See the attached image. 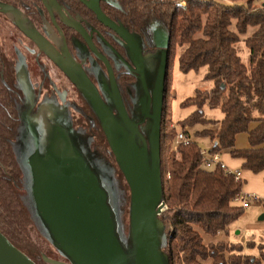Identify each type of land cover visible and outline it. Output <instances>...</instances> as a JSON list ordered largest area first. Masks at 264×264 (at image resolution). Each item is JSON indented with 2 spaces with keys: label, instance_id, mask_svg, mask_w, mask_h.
Returning <instances> with one entry per match:
<instances>
[{
  "label": "trees",
  "instance_id": "obj_1",
  "mask_svg": "<svg viewBox=\"0 0 264 264\" xmlns=\"http://www.w3.org/2000/svg\"><path fill=\"white\" fill-rule=\"evenodd\" d=\"M0 1L21 11H31L30 14L36 16L29 0ZM57 1L72 15L83 16L104 34V26L78 0ZM111 1V4L101 3L102 12L128 32L138 35L145 48L144 32L154 22L163 24L169 37L160 138L162 203L167 207L166 217L160 221L164 234L162 250L167 264L263 263L264 250L253 242L248 241L245 248H256V258L243 255L244 246L240 244H204L201 233L210 237L225 233L243 215V208L234 202L243 183L220 167L201 168L202 148L185 128L196 125L216 127L196 131L193 136L209 139L210 154L227 153L231 158L241 160L244 171L256 175L264 170V5L254 10L256 0H229V4L217 0ZM30 14L27 15L32 17ZM233 22L235 31L230 30ZM248 28L253 31L244 40L245 64L236 46ZM198 33L201 37L195 38ZM177 47H185L178 56V69L188 73L207 67L205 80L213 82V88L196 90L193 97L180 103L181 107L195 106L196 110L180 122L189 143L179 144L173 150L177 130L175 127L168 129L165 114L175 98L170 97L169 90ZM136 80L130 74H121L117 80L118 94L129 118L134 112ZM9 99L0 62V233L32 262L40 264V252L29 240L30 218L15 188L21 171L12 148L17 119ZM204 106L219 109L223 118L219 121L205 118ZM97 122L102 131L98 119ZM89 125L94 128V121ZM240 134L247 135L249 147L237 150L234 144Z\"/></svg>",
  "mask_w": 264,
  "mask_h": 264
},
{
  "label": "rangeland",
  "instance_id": "obj_2",
  "mask_svg": "<svg viewBox=\"0 0 264 264\" xmlns=\"http://www.w3.org/2000/svg\"><path fill=\"white\" fill-rule=\"evenodd\" d=\"M217 1L226 4L231 3L229 0ZM263 5L264 1L256 0L253 8L258 10ZM9 28L10 26H7V24L0 25L2 36L0 39V56L5 55L11 58L14 57V53L18 54L19 63L22 65L19 68V73L23 70L26 75V82L21 81L20 84L21 87L25 88L27 100L32 98L30 88L35 82V75H37L40 61L45 63V67L48 68L52 84L58 86L60 90L63 89V93L67 94L66 98L68 100L76 98V95L72 92H74V88L78 87L75 83H73L72 87L66 81L63 77V73L64 75L66 73L60 66L49 55V61L45 57L37 55L39 48L37 41L31 38L34 46L30 48L29 44L20 43V40L16 39L18 36L13 37ZM230 30L235 31L234 22ZM252 31L253 28H248L247 32L240 36V42L236 46L238 55L245 64L247 63V49L244 45V40L251 35ZM200 37V33L195 36V38ZM49 41L50 43L52 42L51 40ZM184 48L177 47L176 49L171 70V90H169L171 91L170 97L172 98L173 96L175 98L170 105V109H167L165 114V123H167L168 129L175 127L177 135L183 133L180 122L196 110L195 106L181 107L180 103L187 98L193 97L196 90L209 91L213 88V82L205 80L207 67H201L197 71L188 73H183L178 69V56ZM163 53L162 50L157 49L154 54L143 58L145 81L150 95H153L155 91L163 68ZM69 73L70 75L72 74L71 72ZM66 76L69 77L68 75ZM4 77L6 84L10 87L7 76ZM70 79L72 80V78ZM136 88L135 116L132 120L137 123H143L142 132L149 139L152 125L151 121L144 118L143 114L144 91L140 83L137 84ZM105 93L107 99H109L108 93ZM81 98L83 99L78 101L81 111L74 113L76 119L80 118L81 133L70 128L67 102L62 103L61 100H58L61 104L41 103L34 117L25 118L18 140L15 142L16 156L24 173V182L20 177L18 181H15V188L30 218L27 226L29 240L31 244H34L36 250L40 252V264H48L44 262L45 259L72 264L65 255L57 250L49 239L43 236V234H51V230L40 215L39 206L41 203L39 197L46 194L50 185L57 187L66 185L74 188L84 187L89 191L91 190L92 192L90 191V193L95 196L98 194L108 213L111 211L113 220L111 222L112 231L117 242L123 247V252L125 254L130 252L126 257H129V263L133 264L130 236V190L100 130L97 116L86 99L83 96ZM202 112L207 119L219 121L223 118V114L219 109H210L204 106ZM91 121H94V128L89 125ZM215 128L209 125H196L194 127H186L185 130L202 149H205L211 145L209 139L194 137L193 134L203 129ZM177 145L179 143L175 138L172 142V149L174 150ZM176 158L178 159V157ZM252 185L257 190L262 188V182L259 180H253ZM166 213L167 207L159 219H164ZM246 223L247 221L244 219L239 220L237 223L241 227L236 230L237 232L241 230V233L236 236L238 239L245 236L243 232ZM201 236L204 244L215 243L226 237L218 235L210 237L203 233H201ZM157 238L161 264H167L166 254L162 250V229L158 221Z\"/></svg>",
  "mask_w": 264,
  "mask_h": 264
},
{
  "label": "water",
  "instance_id": "obj_3",
  "mask_svg": "<svg viewBox=\"0 0 264 264\" xmlns=\"http://www.w3.org/2000/svg\"><path fill=\"white\" fill-rule=\"evenodd\" d=\"M87 5L103 25L116 32L128 44L133 54L138 79L145 95L144 118L149 119L152 125L149 139L138 131V126L142 123L132 120L135 116V102L132 118L127 115L110 70L111 98L116 116L113 115L112 109L109 110L104 105L97 90L76 64L62 60L42 38L24 29L13 11L8 12L17 19V25L24 34L56 57L49 55L66 75L72 78V82L99 120L110 151L130 190L133 264H161L157 221L161 225L159 214L164 205L160 174V138L166 81L165 58L155 91L150 95L146 86L143 61L131 36L104 16L99 7V0H93ZM154 42L158 49L167 50L169 47V37L166 34H155ZM69 59L67 56V60ZM106 65L110 69L107 63ZM68 70L71 75L67 73ZM90 191L84 187L48 186L46 194L39 197L40 215L51 230V234L43 236L49 239L72 264H130L129 257H126L130 252L127 254L123 252V247L117 242L112 231L111 211L108 213L99 195L95 196ZM161 229L164 239L162 225ZM45 262L65 264L50 259H45ZM0 264L35 263L0 233Z\"/></svg>",
  "mask_w": 264,
  "mask_h": 264
},
{
  "label": "flooded vegetation",
  "instance_id": "obj_4",
  "mask_svg": "<svg viewBox=\"0 0 264 264\" xmlns=\"http://www.w3.org/2000/svg\"><path fill=\"white\" fill-rule=\"evenodd\" d=\"M78 2L83 4V6L88 9L89 12H92L98 20L95 13L87 5L91 4L93 0H78ZM102 2L108 4L112 3L111 0H99L100 10V5ZM29 3L30 7H32L36 12L35 18L30 14L31 11H26V13L25 11L18 10L14 6L0 1V25L7 24V26H10L9 29L11 35L13 37L18 36L16 39L20 40V43H27L30 45V48L34 46L31 38L24 34L18 27L16 22L17 19L14 17V15L11 12H8L9 10L13 11L17 15L18 19L20 20V24L24 29L35 33L37 36L42 38V40L49 44L55 53L60 58H62V60L73 62L82 70L87 79L97 90L104 105L109 110L112 109L113 115L116 116L115 107L111 98L109 70L112 73L117 91V80L121 74H130L137 78L134 89V93L136 94V86L140 83L138 74L136 72L137 69L134 63V57L128 44L123 39H121L116 32L103 25L99 20L98 21L104 26V34L99 32L83 16L81 17L76 14L72 15L57 0H29ZM27 14H30L32 17ZM104 16L108 18L105 14ZM112 22L131 36L132 40L137 45L142 61L144 57L154 54L158 49L155 46L154 35L157 33L168 35L163 24L154 22V24L148 30H146V32H144L145 45L147 46V48H145L141 38L138 35L128 32L121 24L114 21ZM1 37L2 36L0 33V39ZM48 39L52 42L50 43ZM151 48H153V50L149 51ZM162 51L164 52L163 56L165 58L167 50ZM13 55L14 57L11 58H8V56L5 55L0 56L1 76L9 94L11 108L17 119V128L13 136L12 148L21 171V178L24 182V173L16 156V147H14L15 142L18 140L20 135V129L24 124V119L27 117H34L36 115L37 108L41 103L44 104V102H49L53 104H61L58 102V100H61L62 103L67 102L70 128L73 131L81 133L80 118L76 119L74 113L76 111H81L78 101L83 98H81L82 95L78 89L74 88V92L72 93L76 95V98L68 100L66 98L67 94L63 93L64 90H60L58 86H54V84H52L48 68L45 67V63L38 59V61H40L39 68L37 69V75H35V82L32 84V88H30L32 98L27 100L24 91L25 88L21 87L20 84L21 81L26 82V75L23 70L21 73H19V68L22 65L19 63L17 57L18 54L14 53ZM37 55L39 57H45L49 61L50 56L48 57V55L52 54L49 53L45 47L42 48L39 46ZM52 56L56 58L54 55ZM67 56L70 58L69 60H67ZM106 63L110 69L107 68ZM4 76H7V80L11 85L10 87L6 84ZM32 77L34 76L32 75ZM63 77L73 87L74 84L72 80L67 77L66 74L64 75V73ZM105 92L108 93L109 99H107ZM116 120L120 122L118 118H116ZM142 127L143 123L138 126V131L144 134L142 132Z\"/></svg>",
  "mask_w": 264,
  "mask_h": 264
},
{
  "label": "crops",
  "instance_id": "obj_5",
  "mask_svg": "<svg viewBox=\"0 0 264 264\" xmlns=\"http://www.w3.org/2000/svg\"><path fill=\"white\" fill-rule=\"evenodd\" d=\"M235 149L241 150L249 147L248 138L246 134H240L235 139ZM211 147V145H210ZM209 147V148H210ZM205 148V149H209ZM220 160L225 165L226 169L233 173H239L240 181L243 183L242 194L244 195H254L258 197L261 201H264V170L260 174H252L248 171H244L241 169L242 161L238 159L231 158L227 153L220 154ZM253 180H259L262 182L261 190L255 189L253 187ZM236 203V202H235ZM236 205L241 206L240 203H236ZM257 217V218H256ZM244 219L247 221L245 230V236L243 238L238 239L236 236L241 233L237 232L238 228H241L240 225H237L239 220ZM236 233L234 234V232ZM224 234V235H222ZM234 234V235H233ZM218 236H226L225 239L220 240L218 242L228 243V244H240L244 246V250L242 252L243 255L251 256L256 258L258 255V250L256 248H245V244L249 242H253L256 245H261L264 250V207L259 204H251L248 208L243 209V215L235 222H233L227 232L220 233ZM261 264H264L261 263Z\"/></svg>",
  "mask_w": 264,
  "mask_h": 264
},
{
  "label": "built area",
  "instance_id": "obj_6",
  "mask_svg": "<svg viewBox=\"0 0 264 264\" xmlns=\"http://www.w3.org/2000/svg\"><path fill=\"white\" fill-rule=\"evenodd\" d=\"M258 1L263 2L264 0H258ZM176 139H177V142L179 144L187 145L189 143L188 137H186L183 133L178 134ZM200 156H201V164H200L201 168H203L205 170H213L216 167H220L225 172H227L229 174H234L236 177L235 178L236 181L240 180L239 173H233V172H230L229 170L226 169L225 165L220 160V154H218V153L210 154L208 149H201L200 150ZM168 178H169V176H168ZM234 202L240 203V205L243 209L248 208L252 203L263 205V207H264V201H261L258 197L254 196V195H251V196L250 195H244V194H242V192L234 198ZM165 208H166V206L164 204L161 208L159 217L161 216V214Z\"/></svg>",
  "mask_w": 264,
  "mask_h": 264
}]
</instances>
